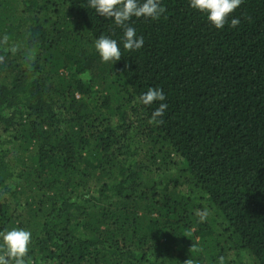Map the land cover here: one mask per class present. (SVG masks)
Masks as SVG:
<instances>
[{
    "label": "trees",
    "instance_id": "1",
    "mask_svg": "<svg viewBox=\"0 0 264 264\" xmlns=\"http://www.w3.org/2000/svg\"><path fill=\"white\" fill-rule=\"evenodd\" d=\"M161 6L128 51L88 0H0V231L32 233L26 264H264V0L219 30Z\"/></svg>",
    "mask_w": 264,
    "mask_h": 264
},
{
    "label": "clouds",
    "instance_id": "2",
    "mask_svg": "<svg viewBox=\"0 0 264 264\" xmlns=\"http://www.w3.org/2000/svg\"><path fill=\"white\" fill-rule=\"evenodd\" d=\"M242 3L243 0H189V6L205 13L207 20L218 30L225 26L229 15ZM88 6L95 9L99 16L113 20L123 29V49L128 51L139 50L144 44L143 37L137 36L136 29L130 23L133 17L156 20L166 11L165 7L161 6V0H88ZM239 24L240 19L233 18L230 26L237 27ZM94 47L102 62H114L121 59V48L115 39L101 35L95 41ZM165 100L166 96L160 88H149L139 97V101L144 105L160 102L152 112L149 124L157 126L163 124V117L168 107L166 103H163ZM208 214L207 209L197 212L201 222L207 219ZM31 241L32 233L25 229L12 228L0 231V264H26ZM191 251L199 252L202 249L192 246ZM183 264H195V261L185 259ZM216 264H225V258L219 256Z\"/></svg>",
    "mask_w": 264,
    "mask_h": 264
}]
</instances>
